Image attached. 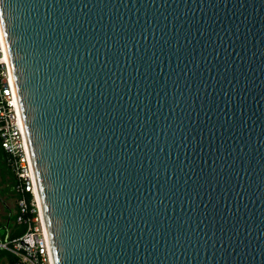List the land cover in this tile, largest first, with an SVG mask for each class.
<instances>
[{"label": "water", "instance_id": "1", "mask_svg": "<svg viewBox=\"0 0 264 264\" xmlns=\"http://www.w3.org/2000/svg\"><path fill=\"white\" fill-rule=\"evenodd\" d=\"M55 264H264V0H0Z\"/></svg>", "mask_w": 264, "mask_h": 264}, {"label": "built area", "instance_id": "2", "mask_svg": "<svg viewBox=\"0 0 264 264\" xmlns=\"http://www.w3.org/2000/svg\"><path fill=\"white\" fill-rule=\"evenodd\" d=\"M0 146L16 178L15 223L25 231L17 237L0 238V253L12 264H55L34 173L19 98L10 63L0 35Z\"/></svg>", "mask_w": 264, "mask_h": 264}, {"label": "crops", "instance_id": "3", "mask_svg": "<svg viewBox=\"0 0 264 264\" xmlns=\"http://www.w3.org/2000/svg\"><path fill=\"white\" fill-rule=\"evenodd\" d=\"M2 160L6 163L4 157H2ZM13 177H14V181L16 182V178L14 175ZM11 197H12L11 194H9L8 192L0 196V238L12 237V233L14 232L13 229L22 227L15 223L16 214L14 215L13 223L11 222L15 203H16V212H17V197L16 200L12 199ZM3 254L5 253H0V257L4 258L6 256L9 261V263L7 262V264H12L10 256L8 254L6 255ZM0 264H2L1 260H0Z\"/></svg>", "mask_w": 264, "mask_h": 264}, {"label": "rangeland", "instance_id": "4", "mask_svg": "<svg viewBox=\"0 0 264 264\" xmlns=\"http://www.w3.org/2000/svg\"><path fill=\"white\" fill-rule=\"evenodd\" d=\"M15 181L12 175V171L7 163H5L2 158H0V196L9 193L11 194V198L16 200V193L14 191ZM16 214V203L13 208V217L11 222L13 223L14 215ZM6 255V254H3ZM2 264H7L8 258L5 256L4 258L0 257Z\"/></svg>", "mask_w": 264, "mask_h": 264}, {"label": "trees", "instance_id": "5", "mask_svg": "<svg viewBox=\"0 0 264 264\" xmlns=\"http://www.w3.org/2000/svg\"><path fill=\"white\" fill-rule=\"evenodd\" d=\"M0 156L4 157L6 160V163H7V155L5 154V152L3 151L1 146H0ZM2 157H0V158H2ZM13 230H14V232L12 233V237H17V236H20L24 233L25 228L22 226L21 228H15ZM10 258H11V256H10ZM11 261H13L12 258H11Z\"/></svg>", "mask_w": 264, "mask_h": 264}, {"label": "bare ground", "instance_id": "6", "mask_svg": "<svg viewBox=\"0 0 264 264\" xmlns=\"http://www.w3.org/2000/svg\"><path fill=\"white\" fill-rule=\"evenodd\" d=\"M0 35H1V42H2V44H3V46H4V49H5V52H6V44H5V41H4V37H3V34H2V30H1V24H0ZM41 205V204H40ZM41 209H43L42 208V205H41Z\"/></svg>", "mask_w": 264, "mask_h": 264}]
</instances>
